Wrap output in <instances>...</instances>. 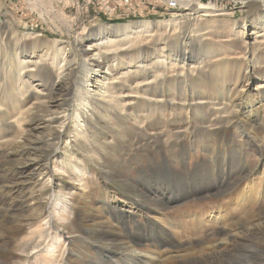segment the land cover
<instances>
[{"label": "rangeland", "instance_id": "374dc122", "mask_svg": "<svg viewBox=\"0 0 264 264\" xmlns=\"http://www.w3.org/2000/svg\"><path fill=\"white\" fill-rule=\"evenodd\" d=\"M188 1L211 8L210 11L212 12L210 16L203 18L199 17V13L202 12L201 10L188 15L187 11L189 10V6L187 4L182 3L180 4V7H166V0H129V3H124V0H0V39H7L11 43L10 46H13L11 49L18 47V52H26L29 57L34 55L33 51H43V49L46 50L47 47L49 48L57 44H62V46L71 48L72 52L75 54V60L78 59L73 76H71L68 81V83L72 82L73 84L69 83L73 98L74 95L78 94L77 83L80 84L81 79L85 78V75H87L82 68L83 56L80 46L82 45V47H86L88 46L87 44L90 43L94 44L93 46L95 47H99L98 44L104 41L103 36L105 34L111 35V28L105 30L100 26L106 25L119 27L130 24H142L144 26V30L146 31L145 34H147V36L140 38L138 41L139 44L136 45L135 43V45H133L134 47L130 45V49L132 52L135 51V55L128 57V52L125 51L122 56L126 55L127 57L124 56L118 62H116L117 60H114V57H112L113 55L110 54L109 58L106 59L110 64L112 63L111 65H114L115 63L124 65V69L118 68L119 65H117L116 69H122L121 72H126L125 68L128 66L126 63L130 60H132L131 62L136 63L137 59H139V61L140 59H143L145 62L142 63L141 66L144 71L145 68L148 69V67H151L152 65L154 66L156 59H154V61H148L152 60V57L154 58L163 52L167 54L168 52L172 53L175 51H181L183 54L191 53L195 59L203 57L207 51L213 49V41L208 39L211 34L230 35L232 38H237L239 37V31L244 24L260 23L262 20L263 12L257 7L258 4L254 5L249 3L248 0ZM259 5L261 6V4ZM204 19L209 20L210 22L207 23ZM201 23L203 24L201 25ZM209 24L211 25L208 26ZM204 32H207L206 37H204V40L200 39L201 41H199V35H202ZM252 32H258V30L249 31V33ZM19 37L23 39L26 38V40H21L20 43ZM110 37L115 36L111 35ZM254 38V35L249 34L242 39L248 44H253L255 40ZM1 40L0 42H2ZM95 41H97V43H95ZM243 45L244 44L242 43L236 51H240ZM105 52L107 53V50H105ZM51 65L52 64L49 63V61H45L36 67H32L34 72L31 74H33L34 77L30 81L32 82V86L28 88H24L21 81L15 85L11 78L8 77V79H6V75H3L6 80L0 88V185H2L3 190L0 192V199L2 198L0 200V247L4 243L3 247L0 248V262H2V264H25L24 258L21 257L20 253L10 251V243L18 238L25 237L31 229L37 226L35 219H31V214L36 211L37 208L39 209L41 203L38 198L41 192V186L37 185L32 187L33 184L25 186V180L29 182L31 179L20 173L21 167L17 169L15 168L18 161L21 160L19 159L21 158V154L25 152L23 148L18 149L16 147L19 142H25L32 144V146L41 147L44 152H49L51 150L52 152H58L56 157V164L58 166H60L61 161L69 159L65 153L68 149L70 152L74 153L73 160H75V164L82 166L85 170L84 178L80 181L77 177H73L74 174L71 176L72 178L65 174V176H63V173L61 172L57 176V184L59 185V188L57 189H62L64 193H68L70 189H72V192L75 190L71 187V184L79 186L78 183L81 185L80 182L84 183L85 181L87 186L86 192L90 191L87 196L81 197L79 196L80 193H82V188L80 187L81 189L77 190V194L74 195L75 201L73 200L74 204L72 206V212L75 215L72 214L71 216V227L64 229V233L69 237H72V240H74L73 237L85 233L86 230L92 232L102 228V225H100V223L97 224L98 221L93 217L95 210L100 209L102 211V209H105V203L100 201V198H98L99 200L97 199V190L102 188L101 184L104 179V177L99 178L98 173H100V170L110 171L112 175L111 181H108L110 188L118 190V192H125L123 194L130 195L131 197H137L138 189H142L138 186L140 178L147 182L153 180L152 185H150L151 187L162 186L168 190V195L172 196L173 194L176 197L182 193L177 184L178 177L182 176L183 179H188L185 181L187 183L185 189L186 198H178L174 202H171L170 200L168 201L167 199L164 200L165 205L170 208L168 210H162V215L160 217L162 218L165 214L164 216L169 217V221L174 219L175 223L170 225L174 230H171L169 227L166 229L168 230V233H171L172 236L176 238H174V240L179 242L174 246L161 248L160 255L163 258L171 256L170 254H172V257L179 256L178 260L184 261L192 259L194 256L197 257L201 251L204 253H211V247L215 245L222 247L223 245L219 242L226 237L227 231L232 232L229 231V228L225 227L226 229H224L217 224H206L205 227L197 229L193 236L191 233L189 235L184 234V229L181 228L178 223L181 220L184 222L188 221L189 216V220L193 216H196L195 214H200L203 215V217L209 218L210 215H214L216 212H223L222 221L232 219L244 222V224H241L240 227L236 229V232H239V230L243 231L246 226H255L264 221V188L260 182H258L259 190L256 191V194L260 193V195H256L252 198L254 200L250 205L245 209L240 210V208L234 207L232 210L228 211L229 205L233 202L235 192L240 191L243 188V194H246L247 184L250 177H256V175H260V173L264 171V111L260 116V120L253 118L252 121L249 122L248 117L246 116L236 117L234 119L228 116L225 122L222 123L220 121L221 116L218 111L219 108L216 105V102L211 101V99L208 100L209 103L202 105L199 104L198 106H196L195 103L192 105H183L181 103L179 104V102L173 101L174 106L171 105L172 107L170 106L167 110L165 108V110L163 108L157 110L154 103L150 104L148 101H145V97L125 91L124 94H127V101L124 109L123 107H120V110L119 107H114L113 109L104 107L102 110L101 108H97L91 111V118L85 120L86 126L88 125V127H86V136L90 138V141H88L89 143H87L85 139L83 140L81 136L77 137V139L75 138L76 135H74L73 132L75 124L73 122L68 123L67 125V136L64 139H58L54 142V138L50 139L51 136L49 137V135L57 125H54L55 127L49 126V123H45L43 118L50 116L51 114L58 117L60 116L58 111L62 110L58 107L57 109L56 107L48 108L49 105L44 104V106L42 104L44 101L50 99V97L45 94H54L58 88L57 85L61 83V81L57 80L59 68L58 63L54 62L53 65ZM233 65L232 68L236 70L240 67L239 63ZM259 65H264V62L259 63ZM61 76L63 77V75ZM234 76L235 74L232 77ZM28 78L29 77H25V79ZM205 78H203L205 81L202 80L203 83H201V85H205L206 89L204 93H206V95L209 94L210 98H212L213 83L210 84L212 79H208V77ZM252 80L254 81L252 87L256 88L258 85L264 83V75L255 74V76L252 77ZM206 83H208V85ZM13 88H16V91H14ZM40 89H43V92L45 93H40ZM15 100H17L16 102L18 104ZM198 101L199 103L203 102L202 100ZM73 103L75 105L76 102L70 101L67 109V113L71 116H74L77 111V109H74ZM207 104L208 106H206ZM38 106L40 107L38 108ZM176 107H184L185 109L178 110L177 113H175L173 110L177 109ZM33 108L35 109L32 110ZM46 108L49 111H47ZM28 109L32 111L30 112ZM45 110L47 111V114ZM20 111L24 114L22 112L20 113ZM25 113L27 117L25 116ZM225 115L226 114H222V116ZM46 119L48 120V118ZM229 120L230 123H228ZM42 128H45V130ZM42 132L47 134L44 136V141L46 140L47 143H44L41 139L40 143L31 142L39 140V136L43 134ZM67 139L69 143L65 146ZM262 141L263 143L260 144ZM52 142L53 144H51ZM257 144L259 145L257 146ZM183 145L191 148L185 156L186 160L184 164L187 166L186 170L189 173H194L195 169L197 172L198 169L205 171L209 177L208 179L210 181L212 180L213 183H215V186L210 185L209 187L202 189L201 193L198 191L199 189L196 184V179L198 180L197 176L193 179L194 181H191L189 179L190 175H187V172L186 174L183 173V161H181L182 163L180 164L178 162L173 163L174 157H177L173 154L180 153V149ZM192 145H194V147ZM204 146H210L212 149L210 152L212 153L209 154L208 152H205L203 150ZM235 149L238 152V155L234 157L236 158L235 162L242 166L240 172H237V175L236 173L233 175L232 172H228L227 174L225 171L223 172L226 175L219 173L215 164H218V160H224L226 158L229 161L228 158L231 157V152ZM260 149L263 150L261 151ZM80 151L82 152L80 153ZM89 152L90 154H87ZM41 155L43 156V154ZM97 155L99 156L97 157ZM39 156V151H36L35 155H33V159L35 158L37 164L39 163ZM77 156H80L81 160L80 157ZM15 158L16 160H14ZM260 160L263 163H261ZM30 161H24V163ZM98 162H100V164ZM14 164L16 166H14ZM87 172L88 174H86ZM60 175L61 177H59ZM263 176L260 175V178ZM71 179L73 180L71 181ZM262 179H264V177ZM92 180L93 182L91 183ZM217 180H220L221 184L218 185L219 181ZM130 181L134 184L137 182L136 186L138 189L132 185ZM16 182H18V184ZM239 182L240 189L235 190ZM83 183L82 185L85 186ZM155 190L154 192L156 193ZM49 191H45V193L48 194ZM133 191L135 192L134 195L129 193ZM17 196L19 199L16 198ZM31 198L33 199L31 200ZM13 199L14 201H17L14 202ZM68 202L71 203V199ZM142 205L146 209H156L144 203H142ZM211 210L213 212H211ZM140 221L142 222V220ZM12 227H14V229H11ZM151 227L154 228L150 233L152 238H156L159 241L163 238H165L167 242L172 241L168 235L160 236V230H158L160 228L159 226L152 225ZM220 227L223 229H220ZM28 228L31 229L29 230ZM176 228L179 230L175 231L177 230ZM67 230L68 232H65ZM70 231L72 232L70 233ZM173 231L175 232L173 233ZM223 231H225V233H223ZM145 232L146 231H142L140 234ZM193 232L192 229V233ZM258 235L252 241L253 243L248 242L249 246H254L257 249L264 251V233L260 239H258V237L261 236V232H259ZM186 236L189 238H186ZM143 243L137 246L138 249L146 251V253L148 251V254H151L152 252V254H156L152 250L153 241H146ZM149 243L152 244V246ZM5 244L9 247L5 248ZM71 246L72 249L69 248V246L66 247L63 260L59 261L58 264H86L87 259L90 260L92 257H96L97 252H95L93 247L88 248L87 251H83L80 249V244H73ZM68 248L71 249L70 252L68 251ZM188 251H191V253H188ZM241 251L243 252L242 256H248L245 255V253H248L249 256L252 255V250L249 248L247 250L242 248ZM186 253L187 255H184ZM17 259L20 260L18 261ZM65 259L68 261H65ZM76 259L77 261H75ZM89 263L90 262L87 264ZM240 263L245 264L244 262Z\"/></svg>", "mask_w": 264, "mask_h": 264}, {"label": "bare ground", "instance_id": "6f19581e", "mask_svg": "<svg viewBox=\"0 0 264 264\" xmlns=\"http://www.w3.org/2000/svg\"><path fill=\"white\" fill-rule=\"evenodd\" d=\"M179 2L180 4L184 3L189 6V10L187 11L188 15L195 11L201 10L202 12L199 13V17L203 18V17H209L212 12L210 11L211 8L207 6H202V5L191 3L188 0H179ZM248 2L254 5L258 4L257 7L263 12L262 20L260 23L244 24L239 31V37L232 38V36L230 35L211 34L210 38L208 39H211V41H213L212 42L213 49H210L209 51H207V53H205L203 57L195 59L193 58L191 53L183 54L181 53V51H175L172 53L167 51L168 52L167 54L163 52L162 54L159 53L160 55H157V56L154 55L155 57L154 58L152 57V60L148 61L150 62L156 59L154 62V66L152 65L153 67L152 66L148 67V69L145 68L144 71L142 70V66H141L142 63L145 62L143 61V59L142 60L140 59V61L139 59H137L136 63L131 62L132 60L127 62L126 64H128V66L127 68H125L126 72H121L122 69H116L117 65L119 64L115 63L114 65H111L112 63L110 64V62L106 60L107 58H109V54H110V55H113L112 57H114V60H117L116 62H118L124 56L127 57L126 55L122 56L125 51L128 52V55H129L128 57L130 56L132 57L133 55H135L136 54L134 53L135 51L132 52L130 48L131 46L135 45V43L136 45L139 44L138 41L140 38H143V36L144 37L147 36V34H145L146 31L144 30L145 29L144 26L142 24L141 25L130 24L127 26L124 25V26H119V27L106 26V25L100 26L101 28L105 30L107 28H111L110 29V31H112L111 35L115 37H110L111 35L105 34L103 36L104 41L98 44L99 47L97 46L95 47L93 46L94 44H90V43L87 44L88 46L86 47H82V45L80 46L82 49V56H83L82 57V68L87 73V75H85V78L81 79L82 84L77 83L78 94L74 95L73 98L71 95L72 91L70 90L71 86L69 84V83L72 84V82L68 83V81L70 80L71 76H73V73L76 68L75 66L78 62V59L75 60L74 58L75 54L74 52H72L71 48H67V46H62V44L61 45L57 44L49 48L47 47V49L46 50L43 49V51H38V52L33 51L34 55H31V57H29L28 53L26 52H23V51L18 52L17 51L18 47H16L15 49H11V47H13L12 45L10 46L11 43L5 38L3 39L1 38L2 40L1 39L0 40L2 42H0V82H1L0 88L1 86H3L4 84L3 82L6 79H8V77L14 81L15 85H17V83L21 81V83H23L24 85V88L31 87L32 82L30 81L34 77V75L31 74L32 72H34V69L32 67H36L37 65L45 61H49V63H51L52 65L54 62L58 63L59 68H58V79L57 80L61 81V83L57 85L58 88L54 94L53 93L45 94L50 97L48 101H44L43 103L41 102L43 105L44 104L49 105L48 108L56 107L57 109L58 107L60 110H62V111H58L59 113L57 112L58 114H60V116L58 117H55L54 115L51 114L50 116H46L43 118L45 123L47 122L49 123V126L55 127L54 125H57L55 129H53V131L49 135V137L51 136L50 139L54 138L55 140L54 142H56L58 139H64L67 136V133H68L66 132L67 125L68 123L73 122L75 124V128L73 132H74V135H76V137L75 136L74 137L77 139V137L81 136L83 140L85 139L87 143H89L88 141H90V138L86 136V133H87L86 127H88V125L86 126L85 120H87L88 118H91L92 116L91 111L97 108H101L102 110L104 109V107H108L112 109L114 107H119V110H120V107L121 108L123 107L124 109L126 105V101H127L126 100L127 94H124L125 91H128L132 94L136 93L139 96L141 95L145 97L144 98L145 101H148L150 104L154 103L156 105L157 110H161V108L163 109L165 108L167 110V108L173 105L174 103L173 101L179 102V104L181 103L183 105L185 104L192 105L193 103H195V105L198 106L199 104L202 105L205 103H209L208 100L211 99V101L216 102V105L219 108L218 111L221 116L220 121L222 123L225 122L228 116L232 117V119L236 117L246 116L248 117L249 122H251L253 118L260 120V116L263 114V111H264V83L254 88L252 87L253 86L252 84L254 82L252 80V77H254L255 74L264 75V65H259V63L264 62V0H248ZM259 4H261V6ZM205 22L209 23L210 21L206 20ZM202 24L203 23H201V25ZM210 25L211 24H209L208 26ZM252 30L253 31L258 30V32L249 33V31H252ZM249 34L255 36L254 38L255 40L253 44H248L242 39L244 36L247 37ZM206 35H207V32H204L202 35H199L200 36L199 41L204 40V37H206ZM19 38H20L19 42L21 40H26V38L25 39L21 37ZM95 43H97V41H95ZM242 43L244 45L242 46L240 51H236L237 48H239ZM105 50H107V53L105 52ZM35 53H36V56H35ZM233 60H236V61H233ZM236 63L240 64V67L237 70L232 68V65ZM123 66L124 65L120 64L118 68H123ZM234 74H235L234 77L236 78L232 77ZM3 75H6L7 78L5 79ZM61 75H63V77ZM25 77H29V78L25 79ZM205 77H208V79L211 78L213 81V82L211 81L210 83V84L213 83L212 98H210L209 94L206 95V93H204L206 89L205 85H201V83H203L202 80ZM205 79L203 81H205ZM206 84L208 85V83ZM13 90L16 91V88H13ZM40 90H39L40 93L44 91L43 89H40ZM198 100H202L203 102L199 103ZM16 101L17 100H15V102ZM70 101L76 102L75 105L73 103L74 109H77L74 116L73 115L71 116L70 114L67 113V109L69 107ZM134 103H137V102H134ZM206 106H208V104ZM33 107H36V106H33ZM39 107L40 106H38V108ZM34 109L35 108H33L32 110ZM183 109L185 108L178 107L177 109H174V110L172 109V110L175 113H177L178 110H183ZM28 110H25V111H28ZM32 110H29V111L31 112ZM46 110L49 111L47 108ZM47 111H46V114H47ZM21 112L22 111H20V113ZM222 114H226V115L222 116ZM25 116H26V113H25ZM46 118H48V120ZM228 123H230V120L228 121ZM42 129L45 130V128H42ZM45 135L47 134L43 133L41 136H39V140L31 141V142L40 143V139L44 141ZM45 142L47 143L46 140L44 141V143ZM68 143L69 141L67 139L65 146L68 145ZM262 143L263 141L260 144ZM51 144H53V142ZM258 145L259 144H257V146ZM192 146L194 147V145ZM16 147L18 149L23 148L25 150V152L21 154V158H19L21 160L18 161V164H17L18 167L14 164V166H16L15 167L16 169L21 167L20 173L24 174L26 177L28 176L31 179V180L29 179L30 180L29 182L25 180V186H30L32 184H33L32 187L37 186V185L41 186V192L38 197L39 201H41L39 205V209L37 208L36 211H34L33 213L31 212L32 213L31 219H35V221L37 222V226L33 229H31L32 228L31 227L30 228L31 230L28 228L30 231L25 237L20 238V239L18 238L12 243L9 242L11 245L10 251H16V253L17 252L20 253L21 257L24 258L25 264H58L59 261L63 260V255H64V251L66 247L69 246V248H71L72 247L71 245L73 244H80V249H82L83 251H87L88 248L90 247H93L95 249V252H97L96 257L93 258L91 255L92 258L90 260L87 259V263L90 262L89 264H241L240 262H244L245 264H263L264 263L263 262L264 261V251L259 250L255 248L254 246H249V243H251L255 239V237L259 234V232H261V236L258 237V239L262 238V235L264 233V221L258 223L255 226H250V225L248 227L246 226L243 231H240L239 230L240 228H239L238 229L239 232H236V229L240 227L241 224H244V222L240 220L235 221L232 219L228 221L224 220L225 221L224 222L222 221L223 212H216L214 215H210L209 218L203 217V215H200V214H195L196 216H193L190 220H189V217H190L189 216L188 221L184 222L183 220L181 221L179 220L180 222L178 223V225L184 229L183 230L184 234L189 235L191 233L192 236L196 232L197 229H201L205 227L206 224H215V225L217 224L219 226H222L224 229L229 228V231H232V232L227 231L226 237L221 242L217 240L221 245H223L222 247L221 246L218 247V245H215V246L212 245L213 247H211L212 248V252L210 251L211 253H208V252L204 253L203 251H201L199 252V255L197 257L194 256L196 255L194 254L193 255L194 258L189 259V260H184V261L178 260L179 256L172 257V254H170L171 256H168L165 258H163L160 255L161 253L160 251L162 250L161 248H164L167 246L171 247V246L176 245L177 242H179V241L176 242L174 240L175 237H173L171 233H168V230H167L168 227L171 228V230H174V228L170 226L175 223L174 219L169 221V217L164 216L165 214L163 215L162 218L160 216L162 215L161 214L162 210H168L170 208L169 206L165 205V202H164L165 199H167L168 201L170 200L171 202H174L178 198H186L185 189H186L187 183L185 181H187L188 179H183L182 176L181 177L179 176L177 179L178 181L177 184L179 185V189L182 192L178 197H176L173 194L172 196L168 195L167 194L169 193L168 190H166L162 186H156V187L152 186L151 187L150 185H152L153 180L147 182L143 179L141 180V178H140V181L138 182V186L141 187L142 189H138V187L136 186L137 182L134 184L130 181L132 185H134L139 190L138 193L136 192L137 197H131L130 195L128 196L127 194H123L125 192L123 193L120 191L118 192V190H114L110 188L108 184V181H111L112 179V175L110 171H107V170L104 171L103 169H102L103 171L100 170L99 171L100 173H98L99 178L104 177V179H103V183L101 184L102 188L97 190V199L100 198V201L105 203V209H102V211L100 209L95 210L93 213V217L95 220L98 221L97 224L100 223V225H102V228L92 231V232L89 230H86L85 233L79 234L77 237H73L74 240H72V237H69L67 234L64 233V229H68V227H71V218H72L71 216L72 214H74L72 212V206L74 204L73 200L75 201L74 195H76L77 194L76 191L80 190L81 188H82V193H80L79 195L81 197L87 196L90 193V191L86 192L87 186L85 184L86 182L85 181L84 183L80 182L81 185L78 183L79 186H74L73 184H71V187L75 190H73L72 192V189H70L68 193H64L62 189H57L59 188V185L57 184V180H58L57 176L61 172L63 173V176L68 175L70 178H72L71 176L74 174L75 176L73 175V177L75 178L77 177V179H79L80 181L82 178H84L83 176L85 174V170L82 168V166L75 164V160H73L74 153L70 152V150L68 149H67V152L65 153L69 159H66L65 161H61L60 166H58L56 164V159H57L56 157L58 155L57 154L58 152L56 151L52 152L51 150L49 152H46V151L44 152L41 149V147L32 146V144L25 143V142L17 143ZM250 147H251V144H250ZM190 149L191 148L189 146L183 145L180 149V153L173 154L174 156H177V157H174L173 163L178 162L180 164L182 163L181 161H183V164H182L183 173L186 174L187 172V175L188 174L190 175L189 179L191 181L197 176L198 180L196 179V184L199 189L197 190L202 193V189L207 188L210 185L215 186L214 185L215 183H213L212 180L210 181L208 179L209 177L206 174V172L201 169H198V172L195 169L194 173H189L186 170L187 166L186 164H184L186 160L185 156L186 154H188ZM203 150L205 152H208L209 154L212 153L210 152L212 151L210 146H204ZM36 151H39L40 153L38 164H37V161H35V158L33 159V155H35ZM81 152L82 151H80V153ZM41 154H43V156ZM87 154H90V152ZM237 155H238V152L235 149L231 152V157L228 158L230 162L227 160L226 156H225L226 159L218 160L217 162L218 164H215V165L219 173L226 175L223 172L225 171L227 174L228 172H232L233 175L235 173L237 175V172H240V169L242 168V166L239 163L235 162L236 158L234 157ZM98 156L99 155H97V157ZM77 157H80V156H77ZM14 160H16V158ZM80 160H81V157H80ZM24 161H30V162L24 163ZM98 163L100 164V162ZM261 163L263 162L261 161ZM86 174H88V172ZM260 175L263 176L264 171L261 172ZM260 175H256V177L254 176L250 177L248 184H247L246 194H243V188L242 190L235 192L233 202L229 205L228 211L232 210L234 207L240 208V210L245 209L254 200L252 198H254L256 195H260V193L256 194V191L259 190L258 182H260L264 188V179H262L264 176L260 178ZM59 177H61V175ZM72 180L73 179H71V181ZM217 181H219L218 185L221 184L220 180H217ZM92 182L93 180L91 181V183ZM16 183L18 184V182ZM82 183L85 186H83ZM89 183H90V180H89ZM0 188H1L0 192H2L3 191L2 185H0ZM236 189H240V182L238 186L235 188V190ZM154 190L156 191V193L154 192ZM45 191H49V193L47 194L45 193ZM129 193H132L133 195L135 194L134 191L129 192ZM263 196H264V192H263ZM16 198H18V196ZM32 199L33 198H31V200ZM70 199H71V203L68 202ZM16 201L17 200H15L14 202ZM142 203L150 205L156 209H146L143 207ZM212 210L211 212H213ZM140 220H142V222ZM65 223H68V224H65ZM152 225L159 226L160 228L158 230L161 231V232L159 231L160 236L168 235L170 236L172 241L167 242L165 238H163L161 241L157 240L156 238H152L150 236L151 230H154V228L151 227ZM14 227H12L11 229H14ZM222 227H220V229H223ZM192 229L194 231L193 233H192ZM178 230L179 229L175 231H178ZM142 231H146V232L140 234V232ZM175 231H173V233ZM65 232H68V230ZM71 232L72 231H70V233ZM223 233H225V231H223ZM187 237L188 236H186V238ZM146 241L148 242L153 241L152 250L156 254H152L153 252L152 253L150 252L151 254H148L149 253L148 251L146 253V251H142L138 249L137 246L141 245L143 242H146ZM3 244L1 245V247H3ZM150 245L152 246V244ZM4 247L8 248L9 246L5 244ZM242 248L246 250L248 248L251 249L252 255L249 256L248 253H245V255H248V256H242L243 255V252L241 251ZM71 249H69L68 251L70 252ZM189 252L191 253V251H188V253ZM184 255H187V253ZM65 261H68V260L65 259ZM75 261H77V259ZM0 264H2V262H0Z\"/></svg>", "mask_w": 264, "mask_h": 264}, {"label": "built area", "instance_id": "2783aa9c", "mask_svg": "<svg viewBox=\"0 0 264 264\" xmlns=\"http://www.w3.org/2000/svg\"><path fill=\"white\" fill-rule=\"evenodd\" d=\"M124 3H129V0H124ZM166 7H180L179 0H166Z\"/></svg>", "mask_w": 264, "mask_h": 264}]
</instances>
